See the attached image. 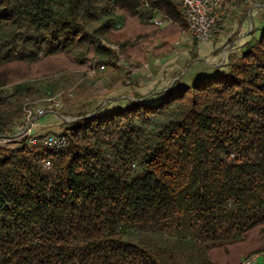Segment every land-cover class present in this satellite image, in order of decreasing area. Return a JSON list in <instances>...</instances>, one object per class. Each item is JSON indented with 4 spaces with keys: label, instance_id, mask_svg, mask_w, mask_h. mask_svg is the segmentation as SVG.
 I'll return each mask as SVG.
<instances>
[{
    "label": "trees",
    "instance_id": "1",
    "mask_svg": "<svg viewBox=\"0 0 264 264\" xmlns=\"http://www.w3.org/2000/svg\"><path fill=\"white\" fill-rule=\"evenodd\" d=\"M183 31L181 0H0V135ZM53 134L63 148L0 147V264H264V29L222 71Z\"/></svg>",
    "mask_w": 264,
    "mask_h": 264
},
{
    "label": "crops",
    "instance_id": "2",
    "mask_svg": "<svg viewBox=\"0 0 264 264\" xmlns=\"http://www.w3.org/2000/svg\"><path fill=\"white\" fill-rule=\"evenodd\" d=\"M239 0L230 4L221 13L212 30V36L204 42H196L188 31H183L172 40V48L165 56L150 59L131 76V85L121 84L107 96V101L96 102L95 106L113 110L124 107L130 101L146 100L155 102L173 86H190L201 78L226 69L230 57L240 54L246 43L255 35L251 17L264 18V5ZM261 6V7H260ZM256 7V9H254ZM259 7V8H258ZM154 17L161 19L166 27L167 17L159 12ZM94 106V107H95ZM93 110V106L89 109ZM63 116H41L36 119L33 131L53 134L61 130Z\"/></svg>",
    "mask_w": 264,
    "mask_h": 264
},
{
    "label": "built area",
    "instance_id": "3",
    "mask_svg": "<svg viewBox=\"0 0 264 264\" xmlns=\"http://www.w3.org/2000/svg\"><path fill=\"white\" fill-rule=\"evenodd\" d=\"M223 2L224 0H181L185 12L187 31L196 42H204L211 38L217 18L222 13ZM152 21L157 26L163 25L161 19L155 18L154 15ZM170 23L171 21L167 18V24ZM53 105L57 107L60 102L55 101ZM43 114L44 111L39 108L27 109L25 126L12 135H0V147H10L25 140L27 145L32 147L43 149L50 147L63 148L66 144L64 135L40 134L33 131L36 119L43 116ZM42 162L45 167H50L48 160ZM258 259L259 255L253 254L243 259L240 264H255Z\"/></svg>",
    "mask_w": 264,
    "mask_h": 264
},
{
    "label": "rangeland",
    "instance_id": "4",
    "mask_svg": "<svg viewBox=\"0 0 264 264\" xmlns=\"http://www.w3.org/2000/svg\"><path fill=\"white\" fill-rule=\"evenodd\" d=\"M238 1L239 0H224L222 13L225 12L224 10L227 7H229L230 4H233V6H235L238 3ZM255 3L264 5V0H249L248 4L251 5ZM254 9H256V7H254ZM260 9L264 10V6H262ZM251 22L253 23V27L255 29L254 33L256 36H258L261 33L262 29H264V18H262L261 16L255 17V15H253L251 17ZM138 71H135L132 74L134 75L138 73ZM122 73H124V70H122L121 72L119 71L118 73L114 71L106 72V74H104V79L102 81L104 82V84L107 85V88L100 92H99L100 89L99 83L96 82L93 88L87 85L85 87L83 86L79 87L82 84V80L78 79L76 82L73 83V85L69 86L67 90H61L59 93L49 98H46L44 101L39 100L35 102L32 109H36V108L42 109L44 111L43 116L52 114L55 117L59 118L60 115L63 116V118H61L62 121L63 120L66 122L72 121L74 120L73 118L76 117L77 114H82L84 112L89 111V109L92 106L93 109L98 107L95 106V103L97 101L100 103H102L105 100L107 101L106 97L111 96L114 90L117 87L121 86V84H125L126 82V84L131 85L132 75L130 76L129 79H126L124 82L122 80ZM92 74L93 73H91V75ZM97 87L99 88L98 91H96L97 89H95ZM112 96L114 95L112 94ZM55 101H59L60 105L57 107L54 106L53 104ZM255 264H262L261 259L259 258Z\"/></svg>",
    "mask_w": 264,
    "mask_h": 264
}]
</instances>
